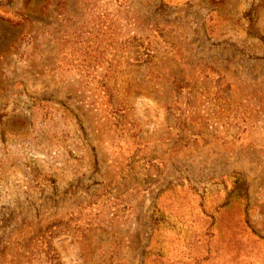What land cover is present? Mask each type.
Here are the masks:
<instances>
[{"label": "rangeland", "instance_id": "1", "mask_svg": "<svg viewBox=\"0 0 264 264\" xmlns=\"http://www.w3.org/2000/svg\"><path fill=\"white\" fill-rule=\"evenodd\" d=\"M0 264H264V0H0Z\"/></svg>", "mask_w": 264, "mask_h": 264}, {"label": "trees", "instance_id": "2", "mask_svg": "<svg viewBox=\"0 0 264 264\" xmlns=\"http://www.w3.org/2000/svg\"><path fill=\"white\" fill-rule=\"evenodd\" d=\"M244 187H245V183L244 180L242 179H237L236 183H235V187H234V193H241L243 192L244 194Z\"/></svg>", "mask_w": 264, "mask_h": 264}]
</instances>
